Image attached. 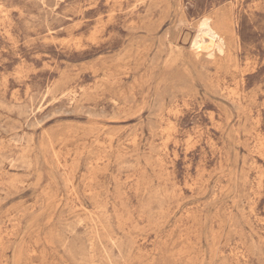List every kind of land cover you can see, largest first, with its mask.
<instances>
[{"label": "rangeland", "instance_id": "374dc122", "mask_svg": "<svg viewBox=\"0 0 264 264\" xmlns=\"http://www.w3.org/2000/svg\"><path fill=\"white\" fill-rule=\"evenodd\" d=\"M0 264H264V0H0Z\"/></svg>", "mask_w": 264, "mask_h": 264}, {"label": "bare ground", "instance_id": "6f19581e", "mask_svg": "<svg viewBox=\"0 0 264 264\" xmlns=\"http://www.w3.org/2000/svg\"><path fill=\"white\" fill-rule=\"evenodd\" d=\"M208 36V38L210 39L211 42L214 41V37L213 35L204 32L203 35H198L197 38L194 41L193 47L196 48L198 51H202L203 49H205V43H207V41L205 40V36ZM79 45V44H78ZM211 46V45H210ZM48 91V90H47ZM27 106V105H26ZM263 137V136H262Z\"/></svg>", "mask_w": 264, "mask_h": 264}]
</instances>
